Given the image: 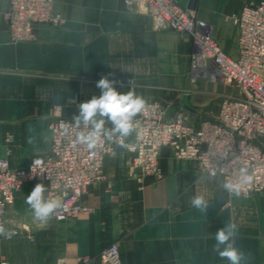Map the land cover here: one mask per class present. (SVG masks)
<instances>
[{
    "label": "crops",
    "instance_id": "crops-1",
    "mask_svg": "<svg viewBox=\"0 0 264 264\" xmlns=\"http://www.w3.org/2000/svg\"><path fill=\"white\" fill-rule=\"evenodd\" d=\"M176 1L191 6L223 52L238 60L235 17L263 0ZM8 8L9 1L2 0L0 160L7 159L12 170L27 169L50 153L51 120L78 115L79 103L101 94L96 84L103 76L116 81L121 93L132 89L146 101L162 102L167 118L182 111L194 124L214 120L200 111L213 113L216 99L239 95L237 87L222 81L193 82L190 38L157 30L125 0H54L64 24L39 26L35 41L18 44L8 32ZM135 138L136 133L129 142ZM260 144L264 147V138ZM115 153L105 161V179L82 198L91 209L87 216L35 220L25 199L37 182L24 184L8 218L10 228L28 232L0 240V264H100V254L112 245L118 246L122 264H228L213 245L215 233L229 222L238 226L235 246L248 255L243 264H264V192L230 196L222 178L201 181L208 177L201 163L177 160L171 147L162 151V177L140 181L131 174V152L117 148ZM196 195L210 204L206 215L191 205Z\"/></svg>",
    "mask_w": 264,
    "mask_h": 264
},
{
    "label": "built area",
    "instance_id": "built-area-1",
    "mask_svg": "<svg viewBox=\"0 0 264 264\" xmlns=\"http://www.w3.org/2000/svg\"><path fill=\"white\" fill-rule=\"evenodd\" d=\"M8 1L5 18L14 44L35 41L41 25L58 27L64 23V18L54 11V0ZM125 3L136 13L149 16L157 30L174 31L190 38L193 78L222 81L239 90L238 96L221 100L214 120L199 124L192 123L182 111L167 118L162 102L146 101L144 112L136 119L133 148L129 149L133 155L131 174L140 181L161 178L162 151L171 147L177 160H198L207 176L211 170L222 167L224 171L215 178L235 181L240 170L246 168L253 179L244 185L240 196L263 193L264 148L260 139L264 138V0L244 6L235 17L240 33L238 60L228 57L213 39L209 26L176 0H125ZM71 120L59 116L51 120V150L34 171L33 164L27 169L12 170L7 159L0 160V222L13 229L15 235L27 230L10 228L8 210L26 183H43L49 198L66 205L54 213L53 220L65 221L91 212L82 198L92 184L105 179V161L118 147L105 143L90 152L76 145L75 133L65 137L59 129L62 121ZM99 262L122 264L118 246L104 250ZM85 264H91V260Z\"/></svg>",
    "mask_w": 264,
    "mask_h": 264
},
{
    "label": "clouds",
    "instance_id": "clouds-1",
    "mask_svg": "<svg viewBox=\"0 0 264 264\" xmlns=\"http://www.w3.org/2000/svg\"><path fill=\"white\" fill-rule=\"evenodd\" d=\"M125 71V70H124ZM116 81L103 76L96 84L101 90L100 95H93L86 102L79 103V114L74 115L69 122L62 121L59 129L65 137L75 133V144L85 147L88 151L97 150L102 144H115L116 147L129 150L133 148L130 138L137 132L136 118L146 108V100L130 89L127 92H119L114 86ZM132 83V80L129 81ZM70 103L75 100L70 99ZM110 125V126H109ZM31 142V141H29ZM115 156V151L112 152ZM42 161L35 159L32 171L42 165ZM224 169H214L209 172L208 177L201 176V181L215 178ZM253 177L248 174L246 168L240 170L239 178L235 181L225 179L221 187L230 196L239 197L244 185L250 183ZM48 188L43 183H37L31 193L26 196L25 203L29 206L33 218L42 222L51 219L54 213L65 208L66 205L59 199H51L46 196ZM193 207L206 215L209 203L201 195L191 198ZM238 226L234 222L224 224V227L215 233V244L213 251L228 264H243L248 260V255L235 246V237ZM13 229L7 228L0 222V237L11 239L15 235Z\"/></svg>",
    "mask_w": 264,
    "mask_h": 264
},
{
    "label": "rangeland",
    "instance_id": "rangeland-1",
    "mask_svg": "<svg viewBox=\"0 0 264 264\" xmlns=\"http://www.w3.org/2000/svg\"><path fill=\"white\" fill-rule=\"evenodd\" d=\"M7 23V22H6ZM64 24V23H63ZM62 24V25H63ZM42 26V25H41ZM47 26V25H46ZM61 26V25H60ZM49 27H51V26H49ZM59 27V26H58ZM11 39V38H10ZM24 43V42H23ZM189 70H190V66H189ZM190 78H191V80L193 81V82H196L197 80H198V78L199 77H197V78H193L192 77V73H191V71H190ZM219 103H220V100L219 99H216L215 101H214V103H213V108H215V111L213 112V113H210L209 111H205L204 112V110H202V111H200V115L203 117V118H205V117H207V119H215L216 118V116H217V113H218V108H219ZM206 113V115H204ZM208 113V114H207ZM187 114V113H186ZM188 116H189V114H187ZM195 116V115H194ZM201 116H195V118H197V117H200L201 118ZM200 118H197V119H200ZM206 119V118H205ZM264 148V147H263Z\"/></svg>",
    "mask_w": 264,
    "mask_h": 264
},
{
    "label": "water",
    "instance_id": "water-1",
    "mask_svg": "<svg viewBox=\"0 0 264 264\" xmlns=\"http://www.w3.org/2000/svg\"><path fill=\"white\" fill-rule=\"evenodd\" d=\"M187 8L192 9L191 6H188Z\"/></svg>",
    "mask_w": 264,
    "mask_h": 264
}]
</instances>
